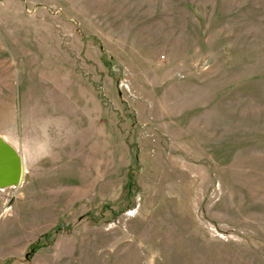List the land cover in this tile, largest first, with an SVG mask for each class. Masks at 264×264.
I'll use <instances>...</instances> for the list:
<instances>
[{
	"label": "rangeland",
	"instance_id": "rangeland-1",
	"mask_svg": "<svg viewBox=\"0 0 264 264\" xmlns=\"http://www.w3.org/2000/svg\"><path fill=\"white\" fill-rule=\"evenodd\" d=\"M0 264H264V0H0Z\"/></svg>",
	"mask_w": 264,
	"mask_h": 264
},
{
	"label": "water",
	"instance_id": "water-1",
	"mask_svg": "<svg viewBox=\"0 0 264 264\" xmlns=\"http://www.w3.org/2000/svg\"><path fill=\"white\" fill-rule=\"evenodd\" d=\"M23 174L19 155L0 137V189L17 187L22 182Z\"/></svg>",
	"mask_w": 264,
	"mask_h": 264
}]
</instances>
